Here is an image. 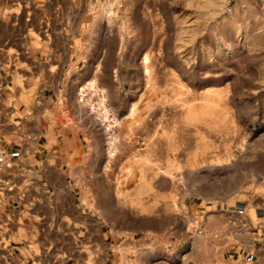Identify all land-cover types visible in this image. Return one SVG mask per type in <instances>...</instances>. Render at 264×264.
Masks as SVG:
<instances>
[{"label": "rangeland", "instance_id": "1", "mask_svg": "<svg viewBox=\"0 0 264 264\" xmlns=\"http://www.w3.org/2000/svg\"><path fill=\"white\" fill-rule=\"evenodd\" d=\"M63 78L72 208L6 264H264V0H0V109Z\"/></svg>", "mask_w": 264, "mask_h": 264}, {"label": "crops", "instance_id": "2", "mask_svg": "<svg viewBox=\"0 0 264 264\" xmlns=\"http://www.w3.org/2000/svg\"><path fill=\"white\" fill-rule=\"evenodd\" d=\"M63 73L64 63L60 64ZM64 80L48 84L43 89L45 101H33L30 105L15 100L0 109V144L11 154L12 167L4 174V179L25 192L21 200L14 188L8 195L0 197V243L2 237L10 247L19 248L24 242L20 234L19 216L23 212L38 215L53 222L55 209L60 204L63 211H69L71 205V179L66 174L70 163L84 162V145L82 144L80 124H72L67 118L64 97L66 95ZM260 206L254 207L255 216L259 215ZM80 207H78V210ZM235 215L236 210L224 211L221 216ZM220 215V214H219ZM14 238V239H13ZM143 245V254L150 256V243ZM253 241V246L255 245ZM148 246V247H147ZM224 250L222 255L224 257ZM230 251V250H229ZM165 252V251H164ZM184 264H197L194 248L188 251ZM130 254V253H129ZM128 254V256H129ZM254 251L243 247L237 258L247 263L252 261ZM233 257L229 254L227 261ZM161 261V257L159 258ZM3 264L8 257L0 258ZM24 264L28 257L20 258ZM212 264H221V261Z\"/></svg>", "mask_w": 264, "mask_h": 264}, {"label": "built area", "instance_id": "3", "mask_svg": "<svg viewBox=\"0 0 264 264\" xmlns=\"http://www.w3.org/2000/svg\"><path fill=\"white\" fill-rule=\"evenodd\" d=\"M12 162L11 154L0 144V197L8 195L15 188L18 191L17 199L21 200L25 194L23 189L15 187L13 183L4 179V174L12 167Z\"/></svg>", "mask_w": 264, "mask_h": 264}, {"label": "bare ground", "instance_id": "4", "mask_svg": "<svg viewBox=\"0 0 264 264\" xmlns=\"http://www.w3.org/2000/svg\"><path fill=\"white\" fill-rule=\"evenodd\" d=\"M145 62H146V61H145ZM83 85H85V84H83ZM93 85H94V84H93ZM95 86H96V85H95ZM89 87H90V86H89ZM90 88H92V87H90ZM79 92H80V91H79ZM79 92H78V93H79ZM100 98H101V97H100ZM98 102H99V101H98ZM104 102H105V101H104ZM107 117H108V116H107Z\"/></svg>", "mask_w": 264, "mask_h": 264}]
</instances>
